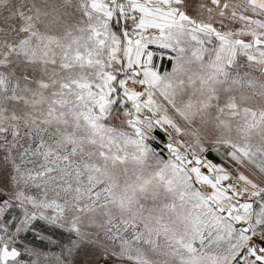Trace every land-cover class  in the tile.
<instances>
[{
    "label": "snow or ice",
    "instance_id": "6c2138e0",
    "mask_svg": "<svg viewBox=\"0 0 264 264\" xmlns=\"http://www.w3.org/2000/svg\"><path fill=\"white\" fill-rule=\"evenodd\" d=\"M0 264H264V0H0Z\"/></svg>",
    "mask_w": 264,
    "mask_h": 264
}]
</instances>
